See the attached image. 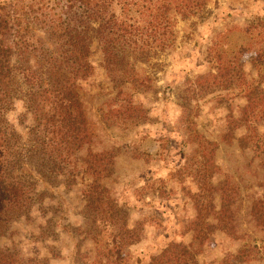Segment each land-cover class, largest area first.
<instances>
[{"label":"trees","instance_id":"trees-1","mask_svg":"<svg viewBox=\"0 0 264 264\" xmlns=\"http://www.w3.org/2000/svg\"><path fill=\"white\" fill-rule=\"evenodd\" d=\"M207 0H13L0 3V235L10 224L26 217L33 204L37 176L46 183H69L77 174L87 180L82 190L83 224L75 231L94 245L90 264H118L124 244L137 239L127 228L126 214L111 197L105 180L111 175L114 155L108 149L94 150L98 134L79 94V83L93 73L91 44L97 41L103 66L113 86L130 85L134 90L149 87L147 75L138 76L129 64L144 61L152 53L173 43V17L187 18L202 10ZM232 29V28H231ZM236 29V28H233ZM246 34L257 30L264 40V20L240 28ZM6 41L9 45H6ZM256 42V43H257ZM252 43L244 53L251 51ZM238 55L227 57L215 51L216 73L196 80L203 89L211 85L238 87L245 99L232 125L244 126L241 150L249 147L262 168L261 195L252 201L249 214L254 226L264 230V143L258 138L256 122L264 118V48L252 57L256 76L248 79ZM234 88V86H233ZM21 99L32 123L22 135L7 120L15 99ZM136 122L144 120L140 104L125 100L115 112ZM225 133L227 138L231 136ZM195 130H193V134ZM203 155L211 165L197 168L199 183L193 192L194 216L186 225L189 242H169L147 261L137 264H200L207 238L220 231L232 241H243L238 210V190L228 174L222 173L213 157L217 144L204 140ZM222 175L214 179V172ZM61 178V179H58ZM243 245V244H242ZM239 246L235 256H240ZM264 253V245H263ZM0 264H47L26 261L7 247L0 248Z\"/></svg>","mask_w":264,"mask_h":264},{"label":"rangeland","instance_id":"rangeland-1","mask_svg":"<svg viewBox=\"0 0 264 264\" xmlns=\"http://www.w3.org/2000/svg\"><path fill=\"white\" fill-rule=\"evenodd\" d=\"M256 20H264V0H207L193 16H174L170 47L151 52L144 61L129 60L138 76L149 78V87L137 91L125 85L117 93L103 66L100 44H91L93 73L79 83V94L96 125L98 138L93 149H108L114 155L112 173L105 183L126 214L127 228L137 236L123 245V261L118 264L147 261L169 242L190 241L186 225L194 216L191 195L199 183L196 169L205 163L211 165L209 156L202 154L204 140L217 144L212 162L237 187L234 206L246 236L242 242L232 241L214 231L197 260L200 264H264V230L255 227L247 214L252 201L261 195L262 168L258 157L252 159L251 147L241 150L238 144L245 127L229 131L228 126L233 124L227 117L229 112L236 118L245 99L237 94L235 84L206 89L196 84L199 76L216 73L213 55L217 50L227 57L239 52L247 78L256 76L251 60L255 51L264 48V40L253 41L260 39L256 29L250 34L240 29ZM250 42L252 50L244 53L242 49ZM126 99L141 105L144 120L136 122L135 118H125V114H115ZM24 113L19 98L7 113L8 122L23 138L32 123L30 115ZM256 126L258 138L264 143V118ZM227 131L231 136L224 138ZM218 172H214V179L222 177ZM33 178L36 193L31 210L0 235V248L15 251L26 261L90 264L94 245L75 231L83 224L86 178L77 174L69 183L61 180L52 185L37 176ZM240 245L244 246L242 252L235 256Z\"/></svg>","mask_w":264,"mask_h":264}]
</instances>
